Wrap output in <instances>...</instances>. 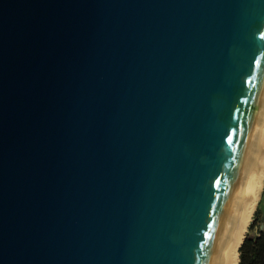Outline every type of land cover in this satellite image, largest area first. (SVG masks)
Here are the masks:
<instances>
[{"label": "water", "instance_id": "1", "mask_svg": "<svg viewBox=\"0 0 264 264\" xmlns=\"http://www.w3.org/2000/svg\"><path fill=\"white\" fill-rule=\"evenodd\" d=\"M263 88L264 0H0V264H210Z\"/></svg>", "mask_w": 264, "mask_h": 264}, {"label": "bare ground", "instance_id": "2", "mask_svg": "<svg viewBox=\"0 0 264 264\" xmlns=\"http://www.w3.org/2000/svg\"><path fill=\"white\" fill-rule=\"evenodd\" d=\"M264 189V88L229 194L210 264H238L246 236Z\"/></svg>", "mask_w": 264, "mask_h": 264}, {"label": "trees", "instance_id": "3", "mask_svg": "<svg viewBox=\"0 0 264 264\" xmlns=\"http://www.w3.org/2000/svg\"><path fill=\"white\" fill-rule=\"evenodd\" d=\"M259 209L255 211V219L249 225V233L246 234L239 248L238 264H264V227H257ZM257 229L255 234H251Z\"/></svg>", "mask_w": 264, "mask_h": 264}, {"label": "rangeland", "instance_id": "4", "mask_svg": "<svg viewBox=\"0 0 264 264\" xmlns=\"http://www.w3.org/2000/svg\"><path fill=\"white\" fill-rule=\"evenodd\" d=\"M259 209V216H258V225L257 227H260V228H263L264 227V189H263V193H262V196L260 198V202L257 204V207L255 209V211ZM255 214V212H254ZM253 214V217H252V220L250 222V225L251 223L253 222V220L255 219V215ZM257 231V229H255L253 232H251V234H255ZM249 233V228H248V231L246 234Z\"/></svg>", "mask_w": 264, "mask_h": 264}]
</instances>
